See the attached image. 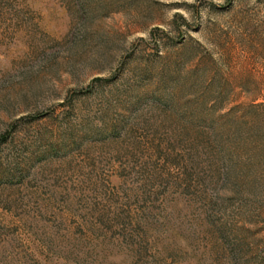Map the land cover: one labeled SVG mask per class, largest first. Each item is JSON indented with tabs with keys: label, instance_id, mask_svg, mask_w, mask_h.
<instances>
[{
	"label": "rangeland",
	"instance_id": "374dc122",
	"mask_svg": "<svg viewBox=\"0 0 264 264\" xmlns=\"http://www.w3.org/2000/svg\"><path fill=\"white\" fill-rule=\"evenodd\" d=\"M0 264H264V0H0Z\"/></svg>",
	"mask_w": 264,
	"mask_h": 264
}]
</instances>
